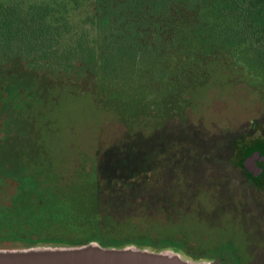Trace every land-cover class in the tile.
Returning a JSON list of instances; mask_svg holds the SVG:
<instances>
[{
    "label": "rangeland",
    "instance_id": "374dc122",
    "mask_svg": "<svg viewBox=\"0 0 264 264\" xmlns=\"http://www.w3.org/2000/svg\"><path fill=\"white\" fill-rule=\"evenodd\" d=\"M95 9L67 3L60 55L0 63V264H264V79L230 56L147 73L161 101L126 120L108 106L131 89L61 56Z\"/></svg>",
    "mask_w": 264,
    "mask_h": 264
},
{
    "label": "trees",
    "instance_id": "16d2710c",
    "mask_svg": "<svg viewBox=\"0 0 264 264\" xmlns=\"http://www.w3.org/2000/svg\"><path fill=\"white\" fill-rule=\"evenodd\" d=\"M67 3L79 0L0 1V63L15 71L34 48L60 55L55 44L70 31L63 34L55 25L68 13ZM42 7L46 14L40 13ZM91 22L95 31L66 39L61 56L83 63L100 61L114 83L131 89L108 106L126 120L134 117L124 109L128 104L161 101L143 99L147 73L166 72L171 79L181 73L198 75L212 60L230 56L264 79V0H96ZM38 29L46 30L36 35ZM28 68L40 71L36 65Z\"/></svg>",
    "mask_w": 264,
    "mask_h": 264
},
{
    "label": "water",
    "instance_id": "95a60500",
    "mask_svg": "<svg viewBox=\"0 0 264 264\" xmlns=\"http://www.w3.org/2000/svg\"><path fill=\"white\" fill-rule=\"evenodd\" d=\"M63 261H69V260H63ZM34 262V261H33ZM80 264H86L84 261L80 262Z\"/></svg>",
    "mask_w": 264,
    "mask_h": 264
}]
</instances>
